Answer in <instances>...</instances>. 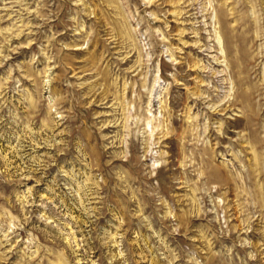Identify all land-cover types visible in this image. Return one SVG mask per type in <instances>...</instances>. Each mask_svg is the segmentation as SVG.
<instances>
[{"label":"rangeland","instance_id":"1","mask_svg":"<svg viewBox=\"0 0 264 264\" xmlns=\"http://www.w3.org/2000/svg\"><path fill=\"white\" fill-rule=\"evenodd\" d=\"M0 264H264V0H0Z\"/></svg>","mask_w":264,"mask_h":264}]
</instances>
